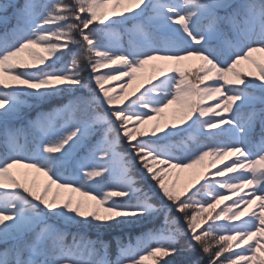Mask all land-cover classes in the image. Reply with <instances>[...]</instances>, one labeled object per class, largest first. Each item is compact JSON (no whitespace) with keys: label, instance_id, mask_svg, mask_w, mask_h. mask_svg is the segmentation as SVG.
<instances>
[{"label":"snow or ice","instance_id":"obj_1","mask_svg":"<svg viewBox=\"0 0 264 264\" xmlns=\"http://www.w3.org/2000/svg\"><path fill=\"white\" fill-rule=\"evenodd\" d=\"M0 26V264L197 247V264H264V0H0ZM208 158L231 162L170 180Z\"/></svg>","mask_w":264,"mask_h":264},{"label":"trees","instance_id":"obj_2","mask_svg":"<svg viewBox=\"0 0 264 264\" xmlns=\"http://www.w3.org/2000/svg\"><path fill=\"white\" fill-rule=\"evenodd\" d=\"M9 27H11V25H9ZM4 32V27L0 26V35H2ZM121 37H123L122 43L123 45H127L128 42V36L126 34H122ZM86 63V61H84L83 59L81 60V64L84 65ZM85 75H87V73H85ZM73 95L75 96H88L89 93L87 90H81L80 92L74 93ZM71 98V96L69 95H64V96H59V97H52L47 101H44L40 104V108H42L43 110H50L53 109L61 104L67 103V101ZM29 103H34V101L29 100ZM38 109L33 108L30 109L28 111H30L32 113V115H35V112ZM258 131V129H257ZM190 147H192L191 144H189ZM149 184L151 183V181L148 182ZM53 193L56 191L55 188H53ZM191 194V193H189ZM62 195L67 196V195H73L75 199L80 200L83 199L82 197H80V195L78 193H62ZM125 232L128 231L127 229L124 230ZM93 238L95 237V231L93 230L91 233H89ZM122 232L120 229H113L110 233H106L105 234V239L108 240H112V238L114 236L117 235H121ZM134 235H138L139 234V230L134 231L133 233ZM207 239V238H206ZM211 242V241H210ZM112 248L113 250L115 249V243L113 241L112 243ZM215 250V248H213V251ZM202 253L200 252L199 248L197 247V250L194 252H187V251H182L180 254L176 255L175 257H166L164 258L165 260H174V264H197V261H199L200 257H201ZM114 258V257H113ZM205 260H207V257H204ZM161 264H164V261H161Z\"/></svg>","mask_w":264,"mask_h":264},{"label":"rangeland","instance_id":"obj_3","mask_svg":"<svg viewBox=\"0 0 264 264\" xmlns=\"http://www.w3.org/2000/svg\"><path fill=\"white\" fill-rule=\"evenodd\" d=\"M123 37H121V43H122ZM123 44V43H122ZM198 62H190L188 67L190 69H195L196 65ZM102 71H107V69L102 70ZM149 68L146 66L144 75L146 76L149 73ZM192 79H194V76L191 77ZM123 81H110L109 84L106 85V87H112L113 85H115L117 87V91H119V85L122 84ZM140 83V81H133L132 84L128 87L127 92L125 93L126 98L130 97V98H134V96H132V93L134 92V90L137 88L138 84ZM138 94V93H137ZM209 103H213V101H209ZM226 127V126H225ZM215 131V130H214ZM189 148L190 147L189 145ZM174 154L176 155H183L184 153L181 152L180 150H177ZM211 161V158H208L205 160V162L202 165H197L194 169H172L171 170V176H170V180H177V178L180 181L181 186L188 184L190 181H194L197 178L198 174H203V173H212L215 172L218 168L223 167L225 163H230L231 160L225 158V160L221 163L218 162L215 168H211L209 169L207 167V165L209 164V162ZM219 179V177H217ZM200 183H203V180L200 181ZM196 187H199V184L196 185ZM193 191L195 190L194 188L192 189ZM249 189H245V191H248ZM243 193H241L242 195ZM234 199H238V197H233ZM231 204V201H222L219 207H223L225 205ZM219 207L217 210H219ZM244 206H242L243 208ZM249 211H253V210H257L255 208V205L250 206L248 208ZM243 218H247V217H243ZM147 264H150V262H147Z\"/></svg>","mask_w":264,"mask_h":264}]
</instances>
